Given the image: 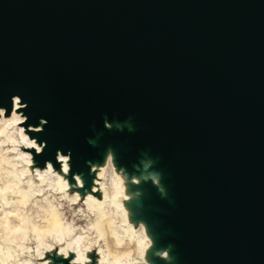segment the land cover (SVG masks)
Returning a JSON list of instances; mask_svg holds the SVG:
<instances>
[{"label":"water","instance_id":"1","mask_svg":"<svg viewBox=\"0 0 264 264\" xmlns=\"http://www.w3.org/2000/svg\"><path fill=\"white\" fill-rule=\"evenodd\" d=\"M15 99L37 168L62 154L90 185L110 128L122 163L158 167L165 264H264V0H0Z\"/></svg>","mask_w":264,"mask_h":264},{"label":"rangeland","instance_id":"2","mask_svg":"<svg viewBox=\"0 0 264 264\" xmlns=\"http://www.w3.org/2000/svg\"><path fill=\"white\" fill-rule=\"evenodd\" d=\"M17 117L21 119L22 114L17 113ZM115 131L110 128L97 141L103 160L92 168L89 185L86 177H70L67 159L60 160L55 168H37L33 152L39 153L40 147L28 137L23 124H13L8 135L12 142L0 147L13 163L4 165L3 176L9 187L0 184V200L10 204L13 192L24 194L34 217L55 215L61 227L48 234L30 221L18 231H0V264H165L166 257H177L170 235L156 219L155 214L161 211L152 202L153 195L168 200L167 182L154 177L158 167L145 168L147 156L132 166L122 163L121 150L109 145V136ZM23 132L27 139L22 138ZM7 138L0 137V141L7 142ZM110 170L116 184L113 197L106 187ZM113 207L123 219L122 223L115 222L122 231L115 234L118 244L138 243V259L133 255L114 257L108 237L95 227L103 217L112 215Z\"/></svg>","mask_w":264,"mask_h":264},{"label":"bare ground","instance_id":"3","mask_svg":"<svg viewBox=\"0 0 264 264\" xmlns=\"http://www.w3.org/2000/svg\"><path fill=\"white\" fill-rule=\"evenodd\" d=\"M21 109L20 101L18 99L14 100V111L7 116L5 109H0V137H8L6 141H0V147L3 144L8 142H12V137L8 136L10 133V129L12 128L13 124L16 123H25L26 118L23 116L21 119L17 117L18 110ZM134 118H128L127 121L119 122L114 120L112 123L108 122L107 118H105V126L111 127V125L116 126L117 128H121L124 126L129 131H133L136 127ZM41 124L40 127L35 128L31 127L30 131H40L42 129ZM98 133H96V137H98ZM29 137V136H28ZM27 135L23 132L22 138L27 139ZM30 138V137H29ZM92 142V141H91ZM67 159L69 160L68 156H63L62 154L58 155V160ZM95 164V163H94ZM89 164V165H94ZM152 161H147L146 165L150 166ZM4 165H13V163L7 157L5 152L0 151V184L9 187V184L5 181L3 176L4 173ZM52 164L49 163L47 168H51ZM112 171L110 170L106 175V187L108 193L111 197L116 194V184L112 177ZM169 176V174H168ZM10 204L6 203L5 201L0 200V231H7V232H15L22 228V226L30 221L35 222L37 228L41 232H47L48 234H52L60 229L61 225L58 220V217L55 215H51L49 213H43L39 217H34L32 213L27 208L28 199L24 194H16L15 192L9 196ZM117 223H122L123 219L117 217L116 215V208L113 207L112 215L109 217H103L100 221L96 223V228H98L102 233H104L108 237V246L111 250V253L114 257H126L129 255H133L136 259L139 258L140 254V247L138 243L132 244L131 242H127L125 245L120 246L118 244L117 238L115 234H121L122 231L120 230L119 225ZM71 232V231H70ZM78 243L81 242V238H78ZM168 262H172L173 260L170 258H166Z\"/></svg>","mask_w":264,"mask_h":264},{"label":"snow or ice","instance_id":"4","mask_svg":"<svg viewBox=\"0 0 264 264\" xmlns=\"http://www.w3.org/2000/svg\"><path fill=\"white\" fill-rule=\"evenodd\" d=\"M21 131H23V130H21ZM31 146H32V147H36V145H34V144H33V145H31ZM65 171H66V169H65ZM85 203H87V201H85Z\"/></svg>","mask_w":264,"mask_h":264}]
</instances>
